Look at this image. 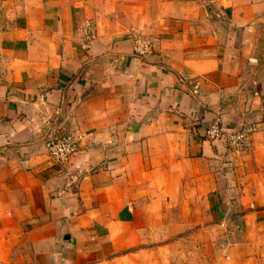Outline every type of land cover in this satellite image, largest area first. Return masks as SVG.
I'll list each match as a JSON object with an SVG mask.
<instances>
[{"label":"crops","instance_id":"1","mask_svg":"<svg viewBox=\"0 0 264 264\" xmlns=\"http://www.w3.org/2000/svg\"><path fill=\"white\" fill-rule=\"evenodd\" d=\"M216 119L264 120V0H0V264H264V132Z\"/></svg>","mask_w":264,"mask_h":264},{"label":"built area","instance_id":"2","mask_svg":"<svg viewBox=\"0 0 264 264\" xmlns=\"http://www.w3.org/2000/svg\"><path fill=\"white\" fill-rule=\"evenodd\" d=\"M82 36V46L87 48L95 40V29L91 21H86L78 28ZM134 53L139 57L152 54V44L140 36L133 38ZM264 132V120L244 122L238 129L225 130L222 121L216 119L206 132L209 140L224 138L229 150L236 155L241 154L250 144L252 137ZM82 136L76 132L50 131L45 137V148L49 161L59 167H66L81 148Z\"/></svg>","mask_w":264,"mask_h":264},{"label":"rangeland","instance_id":"3","mask_svg":"<svg viewBox=\"0 0 264 264\" xmlns=\"http://www.w3.org/2000/svg\"><path fill=\"white\" fill-rule=\"evenodd\" d=\"M262 49V48H261ZM190 261V259L189 260H187V262H189ZM177 262H178V260H177Z\"/></svg>","mask_w":264,"mask_h":264}]
</instances>
